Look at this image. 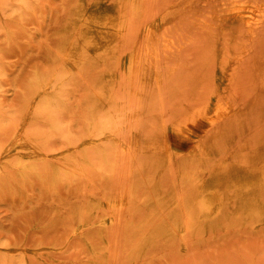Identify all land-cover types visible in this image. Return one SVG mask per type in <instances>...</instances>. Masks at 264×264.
Here are the masks:
<instances>
[{"label":"rangeland","instance_id":"374dc122","mask_svg":"<svg viewBox=\"0 0 264 264\" xmlns=\"http://www.w3.org/2000/svg\"><path fill=\"white\" fill-rule=\"evenodd\" d=\"M251 1L264 15V0ZM102 2L118 0H0V154L22 127L59 155L37 160L30 172L15 158L0 170V264H264V219L248 217L233 191L210 225L185 234L168 228L174 202L192 197L196 184L223 167L264 165V24L250 31L228 22L234 0H142L134 17L130 10L134 23L115 60L93 58L68 70L61 53L76 17ZM162 18L170 25L150 44L159 49L160 79L151 75L142 85L123 64L146 48L151 24ZM52 77L60 87L48 109L35 83ZM102 91L111 106L98 101ZM217 102L237 111L195 127L210 148L205 161L162 149L167 140L174 146L177 127ZM27 114L39 120L25 123ZM109 120L116 128L120 121L118 133L134 154L104 142L113 150L109 161L90 147L88 161L79 150L70 169L54 171L70 142L93 131L92 121ZM127 194L133 205L119 212ZM153 197L162 204H151Z\"/></svg>","mask_w":264,"mask_h":264},{"label":"bare ground","instance_id":"6f19581e","mask_svg":"<svg viewBox=\"0 0 264 264\" xmlns=\"http://www.w3.org/2000/svg\"><path fill=\"white\" fill-rule=\"evenodd\" d=\"M234 1L232 7L225 15L226 18L224 17L228 22L234 23V25H241L250 31L256 30L264 24V15L260 14L259 8L253 1L249 0L243 3H239L238 0ZM141 3L142 0H118L115 4L102 2L90 7L81 8L75 20L74 38L61 53V56L65 59L66 68L74 70L80 64L93 58L115 60L119 54V50L126 41L124 39L129 27L134 23L130 21V10L131 16L134 17L132 11H139L142 7ZM224 18L222 16L221 19ZM170 22L168 18H162L151 24L153 26L146 38V48L144 50H136L129 56L128 62L123 64V69L129 78L139 77L142 85L151 75L158 80L160 79L158 71L160 61L159 49L154 43L152 47L150 44L151 40L156 41L157 37L163 34V31L168 28ZM205 25L208 24L206 23ZM139 46L141 45L139 44ZM113 76L117 77L119 74L116 72L115 74L113 73ZM35 84L44 107L49 109L54 106L58 98L57 90L60 87L59 82L56 81V77H52L50 80L45 79V81L39 78ZM96 97L103 106L112 105L113 98L107 95V93L105 94V91L99 92ZM111 109H109L111 111L110 114L114 117L118 113V108L113 106ZM236 111L237 109L234 105L229 104L224 106L223 103L219 102L207 109H199L196 115L197 120L191 119L186 124H181L175 129L177 141L174 143V146L170 148L168 145L169 141L167 140L162 149L169 152V154L175 153L177 156H193L201 161H205L208 154H210V148L204 142V134H193L195 127L200 126L204 120L211 122L220 112H223V117L228 118L235 115ZM130 117H132L131 114ZM38 120L37 115L27 114L23 121L25 123H35ZM50 122L52 126H55L52 120ZM103 122L92 121L93 131L89 133L87 138L79 143L70 142L60 156L64 160V163L55 162L52 164L55 172L70 169L73 166L72 160L78 162L79 157H77V154L79 150H82L84 160L88 161L89 155L87 150L90 147L95 148L99 155L109 161L113 150L105 148L103 146L104 142L113 143L115 147L120 146L124 148V151L128 154L130 152L134 154L133 146H125L124 140L120 136V133H118L120 132V130L118 131L120 121L118 124L116 123L118 125L117 128L113 125L114 121L112 120ZM12 137L11 143L1 151L0 170L10 165L9 160L13 158H15L14 165L24 172L32 171V165L37 160L50 162L52 159H58V154L49 153L44 146L37 143L35 135L25 133L22 127H19ZM185 143H188L189 147L183 151L181 146ZM125 152L123 153L124 155L127 154ZM260 166H239L231 170L223 167L208 183L203 185L196 184V191L192 197L184 200L177 197L178 200L174 202L175 212L169 218V221L171 219L172 226L168 228L173 227V232L185 234L197 231L202 225H210L221 217L225 207L230 203L232 197L227 195L229 191H233L236 194V200H238L241 209L246 210L248 217L264 219V165L263 167ZM117 202H119L118 209L120 207L124 211L123 207L133 205V196L131 194L124 195ZM150 203L159 206L162 204V201L157 197H153ZM119 212H121L120 209Z\"/></svg>","mask_w":264,"mask_h":264}]
</instances>
